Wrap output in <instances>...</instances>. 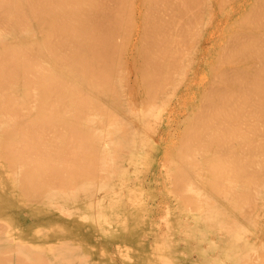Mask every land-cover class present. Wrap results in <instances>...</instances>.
Returning a JSON list of instances; mask_svg holds the SVG:
<instances>
[{
	"label": "bare ground",
	"instance_id": "bare-ground-1",
	"mask_svg": "<svg viewBox=\"0 0 264 264\" xmlns=\"http://www.w3.org/2000/svg\"><path fill=\"white\" fill-rule=\"evenodd\" d=\"M247 1L249 0L240 1V6L244 7ZM257 1V5L256 2L255 5L254 2L250 5L255 6L251 9L255 8L253 18L248 15V19L242 15L238 19L232 7L230 8L233 10H229V15L225 17H222L226 14L225 11L224 14L221 11L222 16L212 13L213 7L218 6L217 11L224 10L222 7L232 3L231 1L229 4V0H220L222 5L218 4V0H0V264H118L108 253L109 240L123 238L129 221L134 222L137 227L146 226L142 200L146 190L142 196L137 194L140 191L133 192L131 197L128 196V203L133 206V212L128 217L122 214L125 210L122 197L125 196L126 188L129 189L127 170H124L127 168H123L122 158L128 161L129 156L125 155L132 156L134 152L131 153V148L138 143L142 144L141 141L137 142L142 135L140 136L138 129H133V126L137 125L142 134L149 129L151 132L160 129H153L157 122L154 123L156 126H149L156 117L152 107L164 97L167 109L170 108L169 104L173 96L176 98L174 94L182 84H185L187 92L193 89V79L197 75L198 66L209 49L214 47L213 38L224 25H241V20L245 17L244 20H248L245 21L247 29L243 20L244 25H239L240 28L237 26L241 29L240 32L250 29L251 24L254 27L258 25L260 30L264 31V0ZM248 9L250 11V8ZM235 16L238 19L236 21ZM235 32L228 35L233 37ZM249 38L250 45L248 35L244 38H234V43L239 46V53L235 58L237 62L232 60L231 55L230 57L238 66L230 68L232 63L228 69L223 68L225 70L221 74L218 73L219 77H233L227 80L230 84L235 80L236 84L242 85L237 89L231 86V89L228 87L229 82L225 81L227 84H222L226 85L224 87L222 82L215 78L213 81H218L222 88H218L214 93L210 91L212 97L205 95V88L201 90V96L204 95L206 101L204 103L203 97H200L201 101L199 99L198 103H204L205 107L203 105L201 110L196 109L195 114L189 109L194 116H189V111L185 115L188 118L181 120L183 124V120L188 119V129H197L199 133L197 130L191 133L190 130L187 148L186 142H182V146H185V149H182L183 155L180 151L181 145L172 150L173 156H176L175 149L181 153V161L178 156L175 157H178L180 162L172 160L173 156L170 154L173 153L169 150L171 153L163 158L172 168L171 163L178 162L177 167L172 163L175 171L170 167L171 171L169 165L164 162L168 165L164 167L169 168L171 174L174 171L173 176H168L177 177L175 185L173 184L175 188L164 191L175 190L171 194H176L179 198L173 196V199L171 194L170 197L177 200V203L180 200L179 204L183 205V201L187 203L183 205L188 206L187 211L181 210L182 205L173 208H180L179 213L186 214V218L191 216L190 223L191 218L196 222V233L192 236L198 238L197 251L202 247L199 244L209 241L208 246L214 243L213 248L216 246L218 253L223 251L222 255L225 254L222 260L216 253L220 259L215 256L210 262V258L206 256L205 259V255L200 252L206 264H264V230L259 231L263 226L261 227V221H258L262 208L259 207L258 211V214H261H256L258 204L264 205V33L256 32ZM231 40L229 39L233 43ZM207 43L209 47L205 45ZM221 44L219 47L229 46V42ZM228 46L221 47L217 53L214 51L216 54H225L223 51ZM235 49L231 53L235 54ZM193 50L194 56H191ZM190 57H193V60L189 59ZM217 57L222 60L221 55ZM207 61L209 62V59ZM182 63V69L185 70L187 65L191 64L190 70L180 72L182 77H185L179 78V73L174 76L181 85L176 83L175 93L170 90L171 94H167L169 83L168 88L165 86L166 92H161L163 86L171 79L172 72L174 73ZM217 64H220L219 60ZM241 65L244 66L239 67ZM216 67L213 69L218 71L219 68ZM211 71L214 77H218L216 72ZM240 78L243 82L237 83ZM248 79L251 81L247 84L245 81H249ZM173 80L170 85L175 84ZM146 84L149 89L145 90L149 96L145 95L152 98L138 90ZM214 84L217 85V82ZM142 90L144 91V88ZM160 92L166 94V97L162 95L161 99L155 101L153 97L158 96L156 94ZM142 94L144 98H148L147 102V99L143 98L146 105L140 98ZM177 98L180 101L182 94ZM165 103H159L162 112L156 108L159 117L157 116L155 121L167 110L164 108ZM161 104H164V107ZM186 104L185 106H188ZM142 105L145 108L143 113L140 111L143 109H140ZM195 107L200 106L194 105ZM142 114H152L151 116L155 117L153 116L152 121L151 116L149 120L147 117V120H144L145 116ZM142 120L149 122L148 128H143L147 125L144 122H141L140 126L137 124ZM177 120L175 127L179 124ZM163 121L167 120L162 118V123ZM183 131L181 130L182 133ZM182 133L177 135L183 138ZM148 141L153 145V142L149 139ZM156 151H153V155L159 152ZM169 171H163L165 175L163 174L162 181L170 174ZM131 172L132 170L128 171L130 174ZM156 179L160 180L155 177V181ZM169 179H166V183H171L172 179ZM158 183H162L161 180ZM164 186L169 187L166 184ZM162 190L163 188L159 191ZM164 193L160 194L167 201L169 196H165L168 192ZM160 194L158 198L162 196ZM101 197L110 200L113 206L111 211H101L104 203ZM163 199L160 201H165ZM166 201L164 203H167ZM128 203L126 207L130 206ZM165 207L160 213H164L161 211H165ZM169 209L166 208L164 221L161 220L167 227L173 224L172 220L167 222L172 215L182 217L178 213L170 216L173 211L171 209V212H168ZM253 215H256L255 219ZM180 218L174 223L179 220L183 223L184 219ZM251 219L257 220L260 225ZM187 223L185 220L183 227L188 228L190 223ZM159 226L161 227L159 223H155L150 226L152 229H148L152 230L150 234L154 233V237L151 236L154 240L163 237L162 233L157 235L158 230L153 232V227L159 229ZM182 229L179 230L180 233L186 234L187 229L185 233ZM166 231L168 230L163 231L165 237V233L169 234V231ZM179 231L177 237L180 235ZM252 231L262 237L257 238L259 242L255 239V244L249 238ZM188 234L181 237H189ZM211 235H215V239L220 236L221 241L217 239L221 242L220 245L218 242L219 246L214 242L215 239H212L210 244L213 238ZM139 236L142 239L141 234ZM172 237L173 235L168 238ZM164 239L156 241L160 244L153 246L154 252L152 246H149L151 255H141L136 251L139 244H145L139 243L138 240H129L120 248L115 246L121 252L119 256L123 259V264H181L182 259L178 252L177 256L174 253V244H179V240L174 243ZM97 240L101 246L95 243H99ZM257 242L262 243L258 245ZM117 250V254H120ZM181 253L183 255V252ZM215 258L219 262H216Z\"/></svg>",
	"mask_w": 264,
	"mask_h": 264
},
{
	"label": "rangeland",
	"instance_id": "rangeland-1",
	"mask_svg": "<svg viewBox=\"0 0 264 264\" xmlns=\"http://www.w3.org/2000/svg\"><path fill=\"white\" fill-rule=\"evenodd\" d=\"M219 1H220V0H218V2H219ZM221 1H222V0H221ZM224 1H225V0H224ZM231 1H232V3H231ZM231 1L229 0V2H228L229 4L231 3L230 5H227V7H222V8H224V10L221 9V10L217 11L218 6H217V7H213V6H211V7H213V8H211V9H213V10H212L213 15H215V16H216V15H218V16H222V15L224 14V11H225L226 14L222 16V17H225L227 14L229 15V12H230L229 10H233V9H234V13H235V15L238 16V17H237L238 19L241 18L242 15L245 16V17H247L248 19H249L251 16H252L251 18H253L254 14H255V11H254L255 8H254V10H251V9H252V6L255 5V2H256V5L258 4V3H257V2H258L257 0H256V1H253L254 3H253L251 0L247 1V2L244 4V7L240 6V4H241L240 1L243 2V1H245V0H231ZM226 2H227V0H226ZM226 2H224V3H225V4H228V3H226ZM252 3H253V5L250 6ZM218 4L222 5L220 2H219ZM223 5H224V4H223ZM231 5H232V6H231ZM224 6H226V5H224ZM219 7H221V6H219ZM230 7H232L233 9L230 8ZM253 7H255V6H253ZM225 8H227V9H225ZM248 8H250V11H248V10H249ZM219 9H220V8H219ZM226 10H227V12H228V11H229V12L227 13ZM221 11L223 12V14L221 13ZM252 11H253V14H252ZM218 12H219V14H218ZM247 12H249V13L247 14ZM210 13H211V12H210ZM216 13H217V14H216ZM245 13H246L247 15H245ZM250 13H251L252 15H251ZM221 14H222V15H221ZM248 15H249L250 17H248ZM245 17H244V19H245ZM234 18H235V21L238 20V19L236 18V16H235ZM247 18H246V20H247ZM242 19H243V18H242ZM244 19H243V20H244ZM240 20H241V19H240ZM243 20H241V22H242L243 24L239 21V22L241 23V25H240V24L236 25L235 23H234V25H233V23H232V24L230 23L231 26L233 25L232 27L230 26V29L228 28L230 24H229L227 27L224 25L223 28H221V29L216 33L217 35L214 36V38H213L214 41H212V42H214V47H213L212 49H211V48L209 49V52H208V53L206 54V56L204 57V60L202 59V61L200 62L199 66H198V72H197V75H196V77H194L195 80L193 79V83H194V87H193V89H190V90H188V92H187V89H185V88H186L185 84H184V85H183V84L181 85V84L178 82L179 80L176 81L177 78H175L176 76H178V73H179V78H181V77H182V75H181L182 73L187 72L188 70H190V69H189V67H190L189 65H190L192 62L189 63V65H187V70H185V68L182 69V67H183V63H182V64L179 65L180 69H179V67L176 69V70H178V71L174 70V73L172 72V75H173V74H174V75H173V76L171 75V79L168 81V83H166V84L163 86L164 89L162 88L160 91L165 93L166 90H167V88H168V84H169V83L171 84L172 80L175 79V80H173V82H175V84H172V85L169 84V89L167 90V91H169V92H168L167 94L170 93V90H174L173 93H175V88H177L176 83H177V84L179 83V84L181 85V88H177V91H176V93H175L174 95H175L176 98H177V97H179V96L182 94V99L179 101V98H177L178 100H176V98L173 96L171 102L169 101V102H170L169 106H170V108H171V109H170V108L168 107L169 110L167 109V106H168V105H167V101H166V100H165V101L163 100V99H166V98L163 97V99L160 100V101H158V103L156 102V103H157V104H156L157 106L155 105V106H154L155 108L152 107V109H155V111L153 110L152 112H155L154 115H155L156 117L159 115V114L157 115L156 108H157V111L161 110V109H159V108H161V107H159V103H162V102L165 103V102H166L165 105L163 104L165 107H164L162 104H161V105L165 108V110L167 109L166 111L168 112V113H167L166 111H164V108L162 107L164 112L161 113V115H160V119L157 118V119H158L157 121H155V120H156V117H155L154 115H153V116L155 117V118H154L155 120H154V122L152 121V120H153V116H151L152 114H150V116H151L152 119L149 118V117H150L149 115L146 116V114H142L143 116H145V117H144V120H147V119L149 118V119L152 121V124H149V126H150V125H152V126H156L155 124H157V126H156V127H153V129H154V128H156V129L160 128V129H158V130L155 129V130H156L155 132H154V131L151 132V131H149V130H151V129H149L148 132H151V133L148 134V132L146 131V132H144V134H142V133H140V132H142V131H140L139 128L136 127L137 125H136V126H135V125L133 126V127H134L133 129H135V130L138 129L137 131L139 132V135H140V134L142 135V137L139 138V141L137 140V142H140V141H141L142 144L138 143V144L136 145L137 147L135 146L136 148H135V147H132V148H131V153L134 152V153H133L134 156H133V155L131 156L130 154H129V155H125L126 157L129 156L128 161H126L127 159L122 158V159L124 160V162H123L124 164H125V161L127 162L125 165H124V164H122V165H123V168H124V167L127 168V169H124V170H125V171L127 170L126 175H127V179H128V181H129V184H128V185H129V189L126 188V191H125L126 193L124 194V195H125L124 198L121 196L122 199H124V202H125V203H124L125 205L123 204V205H124L123 208H124L125 210L122 211V212H123L122 214H123L124 216L128 217V216H130V215L132 214V212H133V211H132V210H133V206H132L130 203H128V201H129V197H128V196L131 197V196L133 195L132 193L135 192V191H137V192L140 191V192H139L140 194H139V193H137V194L142 196V195H143V191L146 190L147 192H145V196H144V195L142 196V200H144L143 202H144V206H145V212H144L143 215H145V216H144V221H145L144 223L146 224V226H145V227H137V225H135L134 222L129 221L128 229H127V231H126V234L123 236V238H120V239L115 238V239H110V240H109L108 253H109L110 256L112 255L111 257H112V258L114 259V261H116L118 264H121V263L123 264V259L120 258L119 255H121V252H120L119 250H117V248H120V246L123 245L125 242H127V241H129V240H132V241H133V240H138L139 243H141V242H145V244H144V243H143V244H142V243H141V244L138 243V244H139V245H138V246H139V249H137V247H136V249H137L136 251H139L141 255H143V253H145L144 255H146V254H150V255H151V253L149 252V250H151V249L149 248V246H150V247L152 246V250H153V248H154L155 246H157L158 244H160L159 242L161 241V239H162V241L165 240L164 238L167 239L166 241H170V242H172V241L174 242V241L177 240V239L179 240V241H178L179 244H177V243H175V242H174L175 244H174V243H173V244H174V246H175V248H176V251H175L174 253L176 254V252H178V255H179L180 258L182 259V260H181V264H196V263H197V264H206V260H205V259H206V256H208L207 258H210V262H212L211 259H212V257H215V256H216V253H217L218 255H220L221 258H222V257L224 258L225 254L222 255L223 251H222V252L220 251L221 253H220V252L218 253V251H217L218 249L216 248V246H214V248H213V245H215V244L212 243V239H215V235H211V236L213 237V238H211V241H210V244H211V243L213 244L212 246H211V245L208 246L209 243H207V242H209V241H206V242H204V244L206 243L205 246L207 245V246H206L207 248H206V249L204 248V247H205L204 244H199L200 246H202V247L204 246V247H203V248H202V247L199 248V251H197V245H198L197 240H198V238H196V236H192V235H195V233H196V232H194V230H196V229H195V228H196V227H195V223H196V222L194 221V219L192 220V218H191V223H190V217H191V216H188V217L186 218V217H185L186 214H184L183 212L179 213V211H180L179 209H180V208L178 209L179 211H178L177 209H175L176 207L182 205V203L179 204L180 200H179L178 203H177V200H173V199H175L176 197H177V199L179 198L178 196H176V194H175V195H172V194H171V192L174 193L175 190H173L174 192H173V191L170 192V191H168V190H165V191H164V189L175 188V187H174V185H175L174 182L177 180V177L174 176V177L171 178V177L168 176V175H172V176H173L174 171H175V169H176V168H174V164H176L175 166L177 167V166H178V165H177L178 162L181 161L182 157H179V156H182V155H183V151H182V149L184 150V149H185V146L188 144V143H187V142H188V135H190V130L192 129L191 127L188 129V126H189V125H187V124H189V122L187 123V121H189L188 119H185L186 121L183 120V124H182V121H181V120H182L184 117H187V116H185V115H186V113L189 112L190 110H192L193 114H195L196 111H197L196 109L201 110L202 108L205 107V104H204L205 102H204V101H206V100H205L206 97L204 98V95L201 96V93H202L201 90H203V89L205 88V89H206V90H205V93H206V92H207V93H206V94L203 93V94H205L207 97H209V96L212 97V95H210L211 92L214 93L218 88H222L221 86L218 85V84H220L219 82H222L221 85H222V84H227L228 82H229V84H230V81L227 82V80H229L230 78H233V77L228 76V77L226 78L225 76L222 77V75H220V77H219V74H221L225 69H228L229 66H230V65L236 60V59H235V58H236V55L238 56L237 53H239V49H238L239 46L237 45V46H238V47H237L236 44L234 43V41H235L234 38H236V37H241V36L244 38L245 36L248 35V42H249V45H250V42H251L250 40H251V38H249V36L254 35L256 32H257V34H259V33H264L263 29L260 30V28H259L258 25H255V27H254V25H252L250 21H249L250 23L248 24V25L251 24V25L249 26L250 29H248L249 31H248V30H245V29H247V23L245 22L246 20H244V22L246 23V27H245V29L243 28V29H244V30H242L243 33L240 32L239 30H241V29H239V28L242 27V25H244ZM235 21H233V22H235ZM239 22H238V23H239ZM247 22H248V20H247ZM239 25H240V27H239ZM237 26H238L239 28H238ZM256 26H257V29H259V30L256 29ZM243 27H244V26H243ZM252 27H253V28H252ZM222 29H223V30H222ZM226 29H227L228 31H227ZM225 30H226V31H225ZM237 30L240 32V33H238V35L236 34V33L238 32ZM253 30H254V31H253ZM208 31H209V30H208ZM233 31H236L235 33H233L234 36H233V37L229 36L230 34L232 35V32H233ZM245 31H246V32H245ZM258 31H259V32H258ZM260 31H261V32H260ZM254 32H255V33H254ZM222 33H223V34L225 33V34L223 35ZM249 33H250L251 35H250ZM252 33H253V34H252ZM228 34H229V35H228ZM235 34H236L237 36H236ZM239 34H240L241 36H239ZM115 35H117V34H115ZM115 35H114V38L117 40V38L115 37ZM219 35H220V36H219ZM221 35H222V37H221ZM227 36H229V39H230V40L233 38V40H231V41H232L235 45H234L233 43H231V42L229 41L228 38H227L228 40L225 41V39H226ZM215 37H216V38H215ZM221 39H222V40H221ZM220 42H221L222 44H221ZM228 42H229V46H228V45H225V46H228L229 49H228L227 47H226L227 50L224 49L223 53L225 52V54H220V52H218V54H216V53H217V50L220 51V48H221V47L225 48V46H220V47H219V44L223 45V44H226V43H228ZM248 42H246V43H248ZM205 43H206V42H205ZM208 43H210V42L208 41ZM208 43L205 44L207 47H209V46H208V45H209ZM217 43H218V45H217ZM230 43H231L232 45H231ZM215 45H216L218 48H217ZM232 46H233L234 48H233ZM230 47H231V48H230ZM214 48H215V49H214ZM223 48H222V50H223ZM232 48H233V49H232ZM235 48H236V49H235ZM185 49H186V47H185ZM231 49H232V50H231ZM234 49L236 50V51H234L235 54H234V53H231V52H233ZM214 50L216 51V53H215ZM222 50H221V52H222ZM228 50H229V51H228ZM230 50H231V51H230ZM226 51H227V53H226ZM237 51H238V52H237ZM193 52H194V50L191 51V54H190L191 56H194V55H193ZM229 52H230L231 54H229ZM195 54H196V53H195ZM227 54H229V56H226ZM217 55H221L220 58H222V60H221V59H217V58H219V57H217ZM230 55L232 56V60L235 59L234 61L231 60ZM234 55H235V56H234ZM222 56H223V57H222ZM227 57H229L230 60H229V58H227ZM192 58H193V57H192ZM192 58L190 57L189 59H192ZM224 58H225V59H224ZM226 58H227V63H225V62H226ZM208 59H209V62L207 61ZM255 59H256V58H255ZM192 60H193V59H192ZM192 60H191V61H192ZM218 60H219V63H220V64H217V63H218ZM250 60H252V59H250ZM253 60H254V57H253ZM253 60L251 61L252 63H253ZM183 61H185V60H183ZM222 61H223V62L225 61V62L222 63ZM255 61H256V60H254V62H255ZM206 62H208V63H206ZM230 62H231V63H230ZM236 62H237V60H236ZM236 62H235V63H236ZM251 62L249 61V63H251ZM141 63H142V61H141ZM180 63H181V60H180ZM202 63H204V64H202ZM210 63H211V64H210ZM228 63H230V64L228 65ZM184 64H185V63H184ZM209 64H210V65H209ZM214 64H215V65H214ZM221 64H223L224 66H222ZM225 64H227V65H225ZM253 64H254V63H253ZM212 65L215 66V67H216L217 65H220L219 67H216V68H219V70L216 71L215 69H213V68H215V67H213ZM233 65H234V66H233ZM221 66H222V69L225 68V69H223L222 71L220 70V67H221ZM237 66H238L237 64H234V63H233V64L230 66V68H231V67L236 68ZM242 66H244V65H241V66H239V67H242ZM185 67H186V66H185ZM208 67H210V68H208ZM207 68H208V69H207ZM211 68H212V69H211ZM183 70H184V71H183ZM211 70H213L214 72H216V75L219 73V74L217 75L218 77H214V75L212 74V71H211ZM175 71H176V72H175ZM181 71H182V73H180ZM219 71H220V72H219ZM205 72H206V73H205ZM175 73H176V74H175ZM203 73H204V74H203ZM214 74H215V73H214ZM180 75H181V76H180ZM174 76H175V77H174ZM199 76H200L201 78H199ZM236 76H237V75H236ZM236 76H235V77H236ZM183 77H185V76H183ZM183 77H182V78H183ZM224 77H225L226 79H225ZM215 78H216V79H215ZM220 78H221V81H220ZM228 78H229V79H228ZM198 79H199V80H198ZM213 79H215V80L219 79V82L216 81V82H217V85L214 84V83H216V82L213 81ZM222 79H223V80H222ZM238 79H239V78H238ZM238 79H236V80H238ZM240 79H241V78H240ZM197 80H198V82H200V83H198ZM248 80H249V81H245V82L247 83V82H250V81H251L250 79H248ZM170 81H171V82H170ZM181 81H182V79H181ZM181 81H180V82H181ZM194 81H195L196 83H195ZM225 81H226L227 83H226ZM233 81H234L235 84L233 83ZM239 82L241 83V82H243V80H242V79H241V80H238L237 83H239ZM231 83H232V84L228 85V87H231V86L234 87V88L236 87L235 89H237L238 86H241V85H242V84H236L235 80H232ZM179 84H178V85H179ZM197 84H198L199 87L197 86ZM207 84H208V85H207ZM247 84H248V83H247ZM180 85H179V86H180ZM235 85H237V86H235ZM141 86H142V85H141ZM165 86H167L166 89H165ZM170 86H171V87H170ZM175 86H176V87H175ZM179 86H178V87H179ZM195 86H196L197 88H196ZM216 86H219V87H216ZM222 86H224V85H222ZM225 86H226V85H225ZM225 86H224V87H225ZM207 87H208V88L211 87V89L209 88L210 90L208 91V90H207V89H208ZM232 87H231V89H232ZM143 88H144V91L142 90ZM147 88L149 89L148 85L146 84V85H144V86L142 87L141 90H140V87H139L138 90H139L140 93L145 92V93H143V94L145 95V94H148V91H147L148 89H147ZM172 88H173V89H172ZM195 88H196V89H195ZM212 88L214 89L213 91H212ZM234 88H233V89H234ZM145 89H147V90H145ZM191 90H192V91H191ZM210 91H211V92H210ZM161 92L158 93V94H156V95H158L159 97H158V96H156V97L154 96V97H153V99H155V101H156V99L158 100V98L161 99V98H162V95H163V96L165 95V97H166V94H163V93H161ZM171 92H172V91H171ZM203 92H204V91H203ZM209 92H210V94H209ZM140 93H139V94H140ZM143 94H142L141 97H140L141 94L139 95V97L142 98V99L144 98ZM159 94H160L161 96H160ZM170 94H171V93H170ZM208 94H209V96H208ZM145 96H147V95H145ZM148 96H149V94H148ZM148 96H147V97H148ZM167 96H168V95H167ZM198 96H199V97H198ZM147 97H145L147 100L144 98V99L146 100V102L148 101V98H150L151 96L148 97V98H147ZM160 97H161V98H160ZM170 97H171V96H170ZM200 97H203V98H202V101L204 102V103H203L204 107H203V105H202V102H201V105H200V102L198 103V100L200 99ZM210 97H209V98H210ZM151 98H152V97H151ZM167 98H168V100H170L169 96H168ZM183 98H184V99H183ZM185 98H186V99H185ZM209 98H207V99H209ZM144 99H143V101H144V103H145V105H146V102H145ZM173 99H174V100H173ZM194 99H195V100H194ZM175 100H176V101H175ZM184 100H185V101H184ZM196 100H197V101H196ZM143 101H142V102H143ZM186 101H187V102H186ZM199 101H201V99H200ZM178 102H179V104H177ZM182 102H183L184 104H182ZM173 103H174L175 105H174ZM186 103H187V104H186ZM185 104L188 105V106H185ZM143 105H144V104H143ZM143 105H142L141 108H140V107H139V108L142 109V108H143ZM166 105H167V106H166ZM173 105H174V106H173ZM176 105H178V106H176ZM182 105H183V106H182ZM194 105H196V106L198 105V107L200 106V107H199L200 109H199V108H196V107L194 108ZM147 106H148V105H147ZM147 106H146V108H147ZM171 106H172V107H171ZM148 107H149V106H148ZM176 107H177V108H176ZM180 107H181V108H180ZM186 107H187V108H186ZM190 107H191V108H190ZM139 108H138V110H139ZM192 108H194V109H192ZM150 109H151V108H150ZM150 109H149V111H150ZM158 109H159V110H158ZM184 109H185V111H184ZM186 109H187V111H186ZM189 109H190V110H189ZM144 110H145V108H143V109L140 110V111H142V113H143ZM171 110H172V111H171ZM176 110H177V111H176ZM178 110H179V111H178ZM182 110H183V111H182ZM147 111H148V110H147ZM147 111H145V112L147 113ZM149 111H148V112H149ZM170 111L172 112L171 114H169ZM138 112H139V111H138ZM161 112H162V110H161ZM174 112H175V113H174ZM176 112H177V114H176ZM183 112H185L184 115H183ZM194 112H195V113H194ZM158 113H159V112H158ZM180 113H182V115H181ZM197 113H198V112H197ZM139 114H140V113H139ZM148 114H149V113H148ZM167 114H169V115H168L169 117L167 116ZM174 114H176V115H174ZM189 114H190V115H189ZM189 114H187V115H189V116L192 115L191 111L189 112ZM170 115H172V116H170ZM179 115H180V116H179ZM166 116H167V117H166ZM182 116H183V117H182ZM193 116H194V115H192L191 117H193ZM197 116H198V114H197ZM146 117H147V119H146ZM158 117H159V116H158ZM170 117H172V118H170ZM177 117H178L179 120H177ZM162 118H163V120L166 119L167 121H163V123H162ZM187 118H188V117H187ZM195 118H196V116H195ZM149 119H148V120H149ZM175 119H176V120L178 121V123H179V124H178V127H175V126H177L176 123H175V122H176ZM160 120H161V121H160ZM173 120H175V121H173ZM141 122H142V123L144 122L145 124H147L146 126H143V128H145V127L148 128V127H147V126H148V123H149L148 121H143V120H142V121H139V123H137V124H139V126H140V123H141ZM155 122H157V123H155ZM172 122H173V123H172ZM180 122H181V124H180ZM184 122L186 123L185 125H184ZM142 123H141V124H142ZM150 123H151V122H150ZM154 123H155V124H154ZM164 123H165V124H164ZM166 123H167V125H169V127L166 125ZM168 123H170V124H168ZM171 124H172L173 127L171 126ZM186 125H187V126H186ZM183 126L186 127V128H184ZM141 128H142V125H141ZM141 128H140V129H141ZM149 128H150V127H149ZM151 128H152V127H151ZM167 128H168V130H167ZM169 128H170V129H169ZM181 128H183V129H181ZM153 129H152V130H153ZM173 129H174V130H173ZM175 129H176V130H175ZM180 129H181V130H184V131H186V129H187L188 131H186V133L183 131V133H185V134H183V133L181 132ZM141 130H142V129H141ZM146 130H147V129H146ZM177 130L179 131V133H177V132H178ZM192 130H193V129H192ZM192 130H191V133H192V132L195 133V131H196L197 129H194V131H192ZM143 131H144V129H143ZM168 131H169V132H168ZM171 132H173V133H171ZM175 132H176V133H175ZM187 132H189V133H187ZM197 132L199 133L198 130H197ZM197 132H196V133H197ZM145 133H146V134H145ZM168 133H169V134H168ZM181 133H182V136L184 135V137L186 136V138H184V137L182 138L181 136H178V135H180ZM147 134H148V135H147ZM154 134H155V135H154ZM177 134H178V135H177ZM141 135H140V136H141ZM145 135H146L147 137H145ZM168 135H169V136H168ZM172 135L176 136V138L173 137ZM150 136H151V138H150ZM162 136H163V137H162ZM148 137H149V138H148ZM178 137H181L182 139H181V138H178ZM146 138H147V139H146ZM162 138H163V139H162ZM171 138H172V139H171ZM142 139H143V140H142ZM148 139H149L151 142H153V145L148 141ZM151 139H152V140H151ZM175 139H176V140H175ZM145 140H147V141H145ZM170 140H171V141H170ZM178 140H179V141H178ZM182 140H183V141H182ZM185 140H186V141H185ZM164 141H165V142H164ZM173 141H174V142H173ZM177 142H179V143L177 144ZM182 142H184V144H185V142H186L185 146H184V144H183V146H182ZM172 143H173V144H172ZM174 143H175V144H174ZM150 144H151V146H150ZM145 145H146V146H145ZM174 145H176V146H174ZM180 145L182 146V148L180 147ZM169 146H172V147L170 148ZM173 146H174V147H173ZM177 146L180 147V151H182V152H181L182 155H181V153L178 151V149H175V150H177L178 152H177V151H174V152H176L175 155L179 157V160H180V161L178 160V157H177V159H176V158H175L176 156H173L174 153H173L172 150H174V148H177ZM156 147H157V148H156ZM134 148H135V149H134ZM145 148H146V149H145ZM186 148H187V146H186ZM139 149H140V150H139ZM156 149H157V151H156ZM166 149H167V150H166ZM170 149H171V150H170ZM132 150H133V151H132ZM168 150L171 151L173 154H170L171 152L169 153ZM153 151H156V152L159 151L160 153L158 152L159 154L156 153V155H155V154L153 155V153H155V152H153ZM177 153H178V154H177ZM165 154H166V155H165ZM167 154H170L171 156H173V157H172V160H175V159L178 160V162H175V163H174V161H173L172 163H174V164L171 163V165H173V168H174V169L168 164V161H166V162H165V160L163 161L164 156H167ZM158 155H159V156H158ZM170 155H169V158L171 159ZM125 156H124V157H125ZM130 156L133 158V160H132V158H131ZM153 156H154V158H153ZM157 156H158V157H157ZM156 157H157V158H156ZM152 158H153V159H152ZM169 158H167V160H169ZM173 158H174V159H173ZM122 159H121V161H123ZM129 159H130V160H129ZM154 159H155V160H154ZM131 160H132V161H131ZM134 160H135V161H134ZM151 160H153L154 162H152ZM176 160H175V161H176ZM149 161H150L151 163H149ZM169 161H171V160H169ZM139 162H140V163H139ZM160 162H161L163 165H162ZM164 162L167 163L169 166H168L167 164H165ZM131 163L134 164L133 167L131 166V165H133V164H131ZM152 164H153V166H152ZM127 165H128V166H127ZM138 165H140V167H138ZM164 165H166L165 167H167V166H168L169 168L171 167L172 170H174V171H173V174H171V173H172V172H171V171H172L171 168H170L171 171H169V170H168L169 168L166 169V168L164 167ZM151 166H152V167H151ZM154 167H155V168H154ZM131 168H132V169H131ZM133 168H134V169H133ZM136 168H140V169L138 170V169H136ZM156 168H157V169H156ZM129 169H130V170H129ZM159 169H160V170H159ZM163 169H164V170H163ZM131 170H132L131 174L128 173V171H131ZM156 170H157V171H156ZM166 170H167V172L169 171V173H170V172H171V173H170V174H167L166 176H168V177L165 176V178H166L167 180L169 179V177H170V179H172V180L174 179V181H172V180L169 179V180L171 181L172 185H170L171 183H170L169 181H167V183H166V179H165V181H162V180L164 179V178H163V177H164L163 174L165 175V173H164L163 171L166 172ZM167 172H166V173H167ZM135 173H137L138 176H136ZM141 173H143V175H142ZM204 173H206V172H204ZM133 174H135V175H133ZM140 175H141L142 177H140ZM145 175H146V176H145ZM175 175H176V174H175ZM202 175L204 176V175H206V174H202ZM144 176H145V177H144ZM139 177H140V179H139ZM155 177L158 178V179H160L162 183H158L160 180L157 181V179H156V181H155ZM159 177H160V178H159ZM153 178H154V180H153ZM161 178H162V179H161ZM141 179H143V180H141ZM175 179H176V180H175ZM137 181H139V182H137ZM141 181H142V183H140ZM134 182H135V183H134ZM163 182H165L164 185L166 184L167 187H168L169 185H170V186H169L168 188H166V187L163 185ZM168 182H169L170 184H168ZM130 183H132V185H130ZM133 183H134L135 185H134ZM159 184H160V185H159ZM161 184H162V185H161ZM173 184H174V185H173ZM136 185H137V186H136ZM160 186H163V187H160ZM171 186H172V187H171ZM143 187H145V188H143ZM158 187H160L159 190H160L161 188H163V190H162V191H159V190H158ZM164 187H165V188H164ZM130 188H131V189H130ZM137 188H139V189H137ZM141 189H143V190L141 191ZM170 189H169V190H170ZM129 190H130V191H129ZM158 191H159V192H158ZM166 191L168 192V193H167L168 195H166L165 197L169 196V199H170V200H169L168 197H167V201L165 200L166 198H164V196H163V195L165 194L164 192H166ZM128 192H131V193H128ZM141 192H142V193H141ZM156 192L159 193V194L162 192L163 195L160 194V195H162V196H160V197L158 198L157 196H159V194L157 195ZM169 192H170V193H169ZM170 194H171L172 198H173V196H175V198L172 199V198L170 197ZM103 196H104V194L102 195V197H103ZM102 197H101V200L104 201V203H102L103 206H102V210H101V211H107V212L111 211V209H113V206H111V204H110L111 202H109L110 200H109V199H103L104 197H103V198H102ZM145 197H146V198H145ZM125 198H126V199H125ZM127 198H128V199H127ZM163 198H164V199H163ZM160 199H161V200H162V199L165 200L167 203H169V201H170V203H169L170 205H171L172 203H174V204L171 205L172 208L170 207L169 204H168V205H169V206H168L167 203H164L165 201H160ZM149 200H150V201H149ZM155 200H156V201H155ZM154 201H155V202H154ZM175 201H176V204H175ZM106 202H108L109 205H108V203H106ZM158 202H159V203H158ZM162 202H163V204L166 205V207H165V205H164V207H165V211H166V208H168V209L170 208L169 211L167 210L168 212H171V211H170L171 209H172L173 212H174V210L177 211V212H174V213L171 212L170 216H171L172 214H175V213H176V214H177V213H178V214H181V216H182L181 218H180V217H177V216H175V215H174L175 217L172 215V217H174V218H172V217L169 218V217L167 216V218H169V219H168V221H167V219H166V221L169 223V221L172 220L171 222H173V224H172V223H171V224H172L173 226L170 224V226L168 225V227H167L166 225L164 226V222H161V220H163V219H164V216L166 215V214L163 215L164 213H166L165 211H161V212H164L163 214L160 213V210L164 208V207L162 206V205H163ZM259 202L261 203L262 201L259 200ZM127 203L130 205V206H127V207H129V209L126 207ZM154 203H155V204H154ZM157 204H158V207H157ZM185 204H187V203H186L185 201H183V205H185ZM262 204H263V203H262ZM104 205H105V207H104ZM176 205H177V206H176ZM183 205L180 206V207H182L181 210H186V208H188V206L186 207V206H183ZM260 205H261V204H258V207H257V208L260 207V208L263 209V208H264V207H263L264 205H262V206H260ZM107 206H108V207H107ZM159 206H160V207H159ZM173 206H174V207L176 206V207L173 208ZM183 207H185V208H183ZM107 208H108V209H107ZM260 208L257 209V212L255 211L256 214H258V211H260ZM173 209H174V210H173ZM262 209H261V211H260L262 214H261L260 212H259V214H258V215L261 214V216H259V219H258L259 222L261 221V223H260L261 225L258 223L257 220H254V219L256 218V215H255V216L253 215V216H254V219H251V220H254L255 222L257 221L256 224L260 225L261 227L263 226L261 229H260L259 226H258V228L260 229V230L258 229L259 231L264 230V215H263V214H264V213H263V212H264V209H263V211H262ZM116 210H117V209H116ZM186 211H187V210H186ZM255 212H254V213H255ZM159 213H160V216L157 217V215H158ZM151 214H152V215H151ZM178 214H177V215H178ZM153 215H154V217H151V216H153ZM168 215H169V213H168ZM149 216H150V218H149ZM179 216H180V215H179ZM186 216H187V215H186ZM155 217H156V218H155ZM159 217H161L162 219H160ZM260 217H262V218H260ZM151 218H152V219H151ZM158 218L160 219V222H159V219H158ZM178 218H180V219H182V220L184 219V220H183L184 222L182 223V221L179 220L177 223H174V222H176L175 220H178ZM185 218H186V219H185ZM188 218H189V219H188ZM257 218H258V216H257ZM154 219H156V220H158V221L155 222ZM187 219H188V220H187ZM149 220H150V222L153 223V224H151V223L149 222ZM173 220H174V221H173ZM185 220L188 221V223H190V225L187 223L188 226H189L188 228H186V226L183 227V224L185 225ZM251 220H250V221H251ZM163 221H164V220H163ZM192 222H193V223H192ZM251 222H252V221H251ZM149 223H150V224H149ZM155 223H157V224L159 223V225H161V227H160V226H159V227L163 229V230L161 229V230H162V232H161L160 228L158 229V228L156 227V229H155V228L153 227V229H154L153 232H155V230H158V234H157V235L160 236L161 233H162L161 235H163L162 238H159V239H158V240H159L158 244H157V242H156V241H158V240H154V238L152 239V237H154V236H152V235H154V233L150 234V233L152 232V230H148V229H150V228L152 229V227H150V226H154ZM181 223H182V225H181ZM145 224H144V225H145ZM166 224H167V223H166ZM177 224H178V225H177ZM179 224H180V225H179ZM187 224H186V225H187ZM191 224H194V225H191ZM262 224H263V225H262ZM134 226H135V227H134ZM155 226H158V225H155ZM175 226H177V227H175ZM180 226H181L183 229L180 228ZM191 226H192V227H191ZM149 227H150V228H149ZM165 227H166V228H165ZM138 228H139V229H138ZM164 228H165V230L167 229V230L169 231V234H168V233H165V235H167L166 237L164 236V232H163V231H165ZM168 228H171V229H168ZM179 228L182 229V231H184V233H185V230L187 229L186 234L189 233V234H188L189 237H186V236H185L186 238H185V237H181V236L186 235V234H182V233H180L181 231H179V230H180ZM184 228H185V229H184ZM141 229H143L142 231L146 230L145 233H144V232L142 233ZM178 229H179V230H178ZM159 230H160V232H159ZM175 230H176V231H175ZM177 230L179 231V233H180L179 236H180L181 238H180L179 236H178V237L176 236V235L178 234V231H177ZM211 230L214 231V230H216V229H211ZM251 230H252V229H251ZM256 230H257V229H256ZM148 231H149V233H148ZM150 231H151V232H150ZM168 231H166V232H168ZM146 232H147V234H146ZM250 232H251V231H250ZM193 233H194V234H193ZM139 234H141L142 239L144 238L143 240L140 238ZM143 234H146V236H145V235L143 236ZM171 234L173 235V237H172L173 239L171 238L172 240L168 238V237L172 236ZM215 234H216V233H215ZM253 234H254V238H253ZM256 234H257V235H256ZM256 234L252 231V236H251V234L249 235L250 241H252V242L255 241V242H256L257 238H259V239L262 238V237H260V234H259V235H258V233H256ZM147 235H148L149 238L147 237ZM155 235H156V234H155ZM157 235H156V236H157ZM169 235H170V236H169ZM255 235H256V236H259V237H256ZM151 236H152V237H151ZM156 236H155V238L157 239L158 237H156ZM174 236H175V237H174ZM138 237H139L141 240L138 239ZM193 237H194V239H193ZM147 238H148V240H145V239H147ZM175 238H176V239H175ZM182 238H183V240H182ZM195 238H196V239H195ZM219 238H220V236H219L218 238L216 237V239L214 240L215 243L217 242V243H216L217 245H218L219 240L221 239V238H220V239H219ZM180 239H181V241H180ZM217 239H219V240L217 241ZM252 239H254V240H252ZM255 239H256V240H255ZM152 240H153V241H152ZM192 240H193V241L196 240V241L193 243ZM262 240H264V239H262ZM95 241H96V239H95ZM97 241H98V240H97ZM147 241H149V242H147ZM150 241H152V243H151ZM154 241L156 242V244H153ZM182 241H185L186 244H183V243H185V242L182 243ZM220 241H221V240H220ZM257 241H258V240H257ZM98 242H99V241H98ZM252 242H251V243H252ZM255 242H254V244H255ZM258 242H259V241H258ZM258 242H257V243H258ZM263 242H264V241H263ZM95 243H96V244H99V245L101 246L100 242H99V243L95 242ZM150 243H151V244H150ZM181 243H182V244H181ZM195 243H196V244H195ZM257 243H256V244H257ZM261 243H262V242H261ZM261 243H258V245L261 244ZM187 244H189V246H188ZM191 244H192L193 246H192ZM194 244H195V245H194ZM220 244H221V242H219V245H220ZM115 245H118V247L115 246ZM154 245H155V246H154ZM181 245H182V246H181ZM219 245H218V246H219ZM153 246H154V247H153ZM177 246H178V247H177ZM194 246H196V247L193 248V249H194V251H193V249H191V247H194ZM218 246H217V247H218ZM116 247H117V248H116ZM113 248H114V249H113ZM215 248H216V249H215ZM208 249H209V250H208ZM111 250H112V251H111ZM116 250L119 251L120 254H117ZM152 250H151V251H152ZM191 250H192L193 252H192ZM210 250H213V252L210 251ZM146 251H147V252H146ZM148 252H149V253H148ZM153 252H154V250H153ZM179 252H180V253H179ZM181 252H183V255H182ZM200 252H201L202 255H205V259H203V258L201 257ZM208 252H209L210 255L208 254ZM111 253H114V254H111ZM184 253H186V254H184ZM194 253H195L196 255H195ZM212 253H214L215 255L212 254ZM135 254H137V253H135ZM180 254H181V255H180ZM199 254H200V255H199ZM185 255H187V256H185ZM191 255H192V257H191ZM212 255H213V256H212ZM218 255H217V256H218ZM176 256H177V254H176ZM193 256H194V257H193ZM196 256H197V257H196ZM209 256H211V257H209ZM217 256H216V257H217ZM195 257H196V258H195ZM198 257H201V258L199 259ZM191 258H193V259H191ZM223 258H222V260H223ZM198 259H199V260H198ZM201 259H202V261H201ZM216 259H217V258H215V261H216ZM218 259H220L219 256H218ZM218 259H217L216 262H219ZM208 260H209V259H208ZM213 261H214V260H213ZM215 261H214V262H215ZM195 262H196V263H195ZM203 262H204V263H203Z\"/></svg>",
	"mask_w": 264,
	"mask_h": 264
}]
</instances>
